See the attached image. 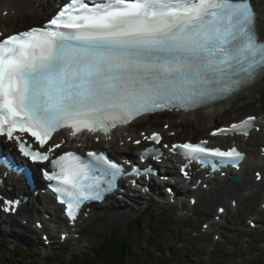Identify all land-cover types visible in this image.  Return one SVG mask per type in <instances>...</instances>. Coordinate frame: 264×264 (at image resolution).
<instances>
[{
  "label": "snow or ice",
  "instance_id": "snow-or-ice-1",
  "mask_svg": "<svg viewBox=\"0 0 264 264\" xmlns=\"http://www.w3.org/2000/svg\"><path fill=\"white\" fill-rule=\"evenodd\" d=\"M257 21L253 0H68L46 24L0 38V137L32 162L51 165L43 175L75 221L85 203L114 191L124 172L103 152L50 158L61 147L54 135L109 134L144 115L194 110L252 86L264 79ZM256 119L212 135L247 136ZM144 138L162 140L158 132ZM207 145L185 142L171 150L213 170L244 159L235 146ZM21 203L2 199V209L16 212Z\"/></svg>",
  "mask_w": 264,
  "mask_h": 264
},
{
  "label": "rangeland",
  "instance_id": "rangeland-1",
  "mask_svg": "<svg viewBox=\"0 0 264 264\" xmlns=\"http://www.w3.org/2000/svg\"><path fill=\"white\" fill-rule=\"evenodd\" d=\"M254 1L264 8V0ZM19 2L20 7H22L24 0H19ZM55 10L56 8L54 7L52 12L42 18L29 16L28 13L30 12L28 10V13H23L27 17L15 18V16H11L5 20H0V23L4 24L2 28L6 25H12L8 28L9 31L18 30L29 27L32 24L42 23ZM245 113L264 115V84L254 93L243 92L233 106H228L227 111L218 122H229L239 117V114L246 115ZM170 115V119L172 120L174 118L177 120L179 117L177 113ZM166 121L170 123L169 120ZM162 122H164V119L160 125H162ZM178 123L177 127L179 126L182 129L184 136H192L191 130L194 126L187 122ZM151 124H156V121ZM135 129L138 131L139 128L135 127ZM198 135L201 136V134L195 133V136ZM263 196L264 192H260L258 195L256 194L248 197V199L246 198V201L244 200L242 202L243 204L240 205L239 209L236 208V201L234 199L230 203V207L235 210L229 209L231 210L229 214L227 215L226 213L219 219V225L222 226H218L217 224V230L210 229L212 233H207L206 227L217 216V212L219 211L218 201H213L210 205H207L209 203L205 201H201L202 203L200 202L189 216L182 218L180 214L184 210L178 206L160 202H152L151 204L149 201H144V205L141 206L142 200L139 197L137 201L138 208H135V211L113 212V210L107 209L104 210L105 212L103 214L99 212L97 216H93L87 221L89 227L86 224L87 229L83 232L81 239L77 243L68 238L63 241L59 232H55V234L50 233V235H53L51 237L55 239L57 245L53 249L48 250L37 249L44 244V235L46 234L43 235L40 231L34 230L26 225H24V228L13 227L12 232H10L9 224L12 223V219L4 215L5 220L0 221V257L2 260H14L16 264H31V260H34L35 264H40L37 259L38 257L42 258V264H67L74 255L90 252L92 248L99 246L103 232L115 229L116 234L130 240L132 250L140 252L141 248L150 249L149 254L152 257L154 255V257H147L143 264H264L263 226L259 228L262 232L258 231L255 236L249 234L242 236L243 234L240 235L241 233H239L240 227L244 226L246 228L249 226L248 217L253 218L254 221L258 220L255 217L256 215H252L251 207L261 204L264 198ZM186 199H183L184 204L182 202V205L188 207L189 204L185 201ZM129 202L131 201L125 200L121 201L120 204L124 207L125 205H129ZM117 207H119V204ZM145 210L150 211V214L155 219L158 220L159 218V221L151 220L152 226H154V228H151L149 220L145 218L140 224L139 232L131 234L129 226L132 220ZM125 216L127 218L126 220ZM13 219H15L13 221L14 224L15 222L21 221L18 217H14ZM1 225L5 226L2 227ZM33 225L35 226L34 223ZM250 225H253V222ZM60 229L64 230L63 228ZM6 235L8 238L3 240V236ZM219 238H221V241H217ZM32 240H39L40 244L35 245ZM33 248H35L34 252ZM58 249L63 251L57 252ZM15 250L17 253H15ZM29 256L32 258L31 260Z\"/></svg>",
  "mask_w": 264,
  "mask_h": 264
},
{
  "label": "bare ground",
  "instance_id": "bare-ground-1",
  "mask_svg": "<svg viewBox=\"0 0 264 264\" xmlns=\"http://www.w3.org/2000/svg\"><path fill=\"white\" fill-rule=\"evenodd\" d=\"M59 1H64V0H24L23 6L20 7L19 0H0V20L5 18L6 16L8 17L15 16V18L22 16L27 17V15L22 13L27 12L28 10L31 16L42 17V15H46L47 13L51 12L52 8L54 6H57V3ZM255 5L259 16L258 18L259 31L262 38H264V8L259 6V4H255ZM45 9L47 10L45 11ZM0 31H3L4 33L8 34L16 30L9 32V29H7L6 27L4 28L0 27ZM263 84H264V79H261L251 87L236 93L235 95L231 96L228 99H224L212 103L197 110L181 111L179 112V117L177 118V120L170 121L171 124L170 128L168 129L163 128L162 131L165 133L166 137L168 138L179 139L181 138V136L184 135V133L182 132V130H180V128L177 127V125L179 124L178 122H187L192 126H194L193 129L191 130L193 134L199 133L201 134L202 138H209L210 136L208 135L209 134L208 128L217 124L218 121L222 119L223 115L228 109V106L229 105L232 106L243 92L254 93ZM257 124L261 125L260 131L258 129L254 130L249 137L235 135V137L232 138V141H235L236 144L239 145L242 149H244L248 154L247 159L245 163H243V165L241 166L240 170L231 169L225 177L222 176L221 173H218L216 175L208 174L207 172L209 171L194 172L192 174L191 180H189V182L193 184L192 187L190 186L185 188L183 187L184 189L182 191V188L180 189L179 186L180 182H178L176 187L173 188L174 192H176L177 194H179L180 192L181 196L182 194L187 193V194H191V198L197 197L198 198L197 203L195 200L196 206L200 204L201 201H205L206 203L211 204L215 199L216 201L221 203L220 205L226 207L227 209L229 207V203L231 202V199H236L240 207V205L243 204L242 202L244 200L246 201V198L248 199V197H251L256 194L258 195L260 194V192H264V116L261 117V119L258 121ZM185 133L187 132L185 131ZM173 134L174 136H172ZM131 137L133 138L131 139ZM138 138L140 137L138 136V133H136L132 125L125 126L122 128H118L117 130H114L112 135L108 137H103V139L99 143L93 142L92 144L88 143V145L83 144L82 146L80 145L79 148L111 147L113 150L119 153L130 152L132 154H138L140 153V149L142 148V145L135 146L133 144V140H136ZM74 140L75 138L71 139L61 135L60 137H58V139L55 140V143L60 142L62 147L71 149L72 147H75V145L72 144ZM212 143L225 144L227 143V139L215 138L213 139ZM173 167L170 166L169 168L166 169V171L173 172L174 174L178 175L176 171L177 165L176 166L174 165ZM257 173H259V175L262 176L261 180H257ZM235 174L237 175L243 174L244 179L242 181H236V182L233 181L232 183H229V179H231L232 176ZM153 178H155V176ZM200 179H202L203 181L202 183H200ZM153 181H154L153 183L152 182L150 183V185L152 186L150 191L154 194H157L158 192L160 197H164L166 195L168 199L166 188H168V185H172L173 181L172 180L162 181L160 178H155ZM146 184H149V182H146ZM4 190L6 191V193H11V191L7 187ZM248 191H250L249 194H247ZM134 192H135V197H133L132 199L133 201L137 202L140 195L136 193L137 191ZM25 193L27 194V199L24 202L23 208L18 212V214L21 213H25V214L18 215L17 217H19V219L22 222H27L26 226L31 227L32 229L34 228L40 231L42 234L49 233V237L48 239L45 240V242L49 244H54L55 239L51 237L53 235H50V233L55 234V232H59L60 236H62L65 230H62L60 228L66 227L64 223L63 214H60L59 212L61 207L56 205L50 197H47L43 194H41L39 197H35L33 192L25 191ZM120 193L121 192H118V194ZM132 196H134V194ZM181 196L179 197L177 204H170V205L178 206L179 208H181L180 203L181 202L184 203ZM125 200L127 199H121V201H125ZM114 201H120V199H117L114 196ZM161 203L167 204V202H161ZM191 203L194 204L193 201ZM196 206L191 208L184 206L185 209H183L184 211H182L180 217L182 218L187 217L189 212H192ZM93 209H96V207H94ZM131 209L133 210L132 207ZM231 210H228L227 213L229 214ZM100 212L103 214L105 211H100ZM44 213H51V215L48 218V215ZM93 213L94 211L92 212V214ZM251 213L252 215H256L255 217L258 219L256 221L257 225L256 227L250 225L251 222H253L254 220L253 218L248 217L249 226L246 228L244 226L240 227L239 233H241L240 235L243 234L242 236L244 235L246 236L248 234L251 236H255L258 233V231L262 232V230L259 229L260 226H263V230H264V198L261 204L253 205L251 207ZM84 216L85 215L82 214L81 218L76 220V225L69 227V230L74 233L73 236H71L70 238L71 240L76 241V243L78 242V240L81 239L83 232L86 231L87 229L86 226L89 225V223L87 222L88 219ZM126 219L127 218L125 216V220ZM4 220L5 219L0 221L2 222ZM42 220L44 222L42 223L43 229L40 230L38 228V223ZM33 223L36 225L35 227L33 226ZM217 224L218 226H222L219 225L220 224L219 220L217 219L213 220L210 227L206 229V232L212 233L210 229L217 230ZM217 241H221V238L217 239ZM34 244L35 245L40 244V241L35 240ZM34 250L35 248H33V252ZM37 259L39 260L40 264H42V258L38 257Z\"/></svg>",
  "mask_w": 264,
  "mask_h": 264
},
{
  "label": "trees",
  "instance_id": "trees-1",
  "mask_svg": "<svg viewBox=\"0 0 264 264\" xmlns=\"http://www.w3.org/2000/svg\"><path fill=\"white\" fill-rule=\"evenodd\" d=\"M135 228L137 229V226ZM105 238V242L92 248L90 252L74 255L67 264H143L147 257H154V255L150 256V250L143 248L140 249V252L132 250L129 240L116 234ZM15 253H17L16 250ZM0 264H16V262L11 259L2 260L0 257ZM31 264H35V261L31 260Z\"/></svg>",
  "mask_w": 264,
  "mask_h": 264
}]
</instances>
